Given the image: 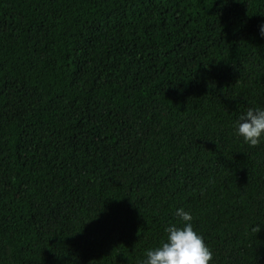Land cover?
<instances>
[{
  "label": "trees",
  "instance_id": "16d2710c",
  "mask_svg": "<svg viewBox=\"0 0 264 264\" xmlns=\"http://www.w3.org/2000/svg\"><path fill=\"white\" fill-rule=\"evenodd\" d=\"M264 0H0V264H139L182 207L210 264H264Z\"/></svg>",
  "mask_w": 264,
  "mask_h": 264
},
{
  "label": "clouds",
  "instance_id": "9594fccd",
  "mask_svg": "<svg viewBox=\"0 0 264 264\" xmlns=\"http://www.w3.org/2000/svg\"><path fill=\"white\" fill-rule=\"evenodd\" d=\"M258 36L264 39V21L257 25ZM234 134L244 143L255 146L264 141V105L249 106L232 122ZM178 224H168L157 247L146 249L139 264H210L213 258L203 237L194 230L193 216L178 207L174 213Z\"/></svg>",
  "mask_w": 264,
  "mask_h": 264
}]
</instances>
